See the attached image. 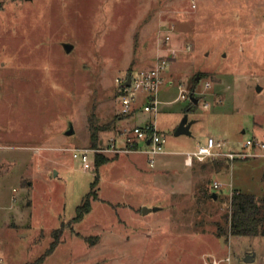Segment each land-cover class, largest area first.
<instances>
[{"label":"rangeland","instance_id":"rangeland-1","mask_svg":"<svg viewBox=\"0 0 264 264\" xmlns=\"http://www.w3.org/2000/svg\"><path fill=\"white\" fill-rule=\"evenodd\" d=\"M161 55L156 116L142 94L118 118L116 78ZM184 114L190 133L176 135ZM127 121L163 133L153 166L150 154L96 150L84 170L72 149H98L93 129L106 139ZM208 135L236 151L264 141V0H0V264H264V235L219 229L234 189L264 194V156L193 162ZM212 180L215 199L199 189Z\"/></svg>","mask_w":264,"mask_h":264},{"label":"built area","instance_id":"built-area-1","mask_svg":"<svg viewBox=\"0 0 264 264\" xmlns=\"http://www.w3.org/2000/svg\"><path fill=\"white\" fill-rule=\"evenodd\" d=\"M166 40L169 36L165 37ZM168 42V41H167ZM171 54L175 53V49L169 48ZM168 55H161L157 60L149 67H143L137 69L135 72L131 71V79L129 84H125L127 73L116 78V84L119 90V100L121 103L120 111L122 114L131 113L136 103L139 100V95H145V103L143 104V110L151 112L154 117L158 111L159 99L157 97L160 86L166 80L165 69L170 61ZM206 86L209 83H205ZM180 96L185 97V89L180 86ZM120 133L125 137L126 147H116L114 140L111 139L106 146L100 145L98 149L91 148H74L73 156L79 157L82 162L84 170L91 166L89 161V153L94 151L108 152L112 151L117 153L119 151L135 149V143L137 140H147L145 146L140 150L145 151L152 157L149 158L150 165L154 164V155L163 151L164 136L156 126L155 121H146L143 124H136L132 126H123ZM197 160H204L210 156H228L233 159L236 157H249V156H264V141L248 138L243 144V148L240 150H232L225 147V141L216 139L213 136H206L204 141L197 144L196 149L192 152ZM221 186V182L214 180L213 187L215 189ZM225 260L228 263L231 260L229 254L224 259H217L211 257V259H205L203 264H221V261Z\"/></svg>","mask_w":264,"mask_h":264},{"label":"trees","instance_id":"trees-1","mask_svg":"<svg viewBox=\"0 0 264 264\" xmlns=\"http://www.w3.org/2000/svg\"><path fill=\"white\" fill-rule=\"evenodd\" d=\"M129 71H133L130 69ZM197 82V80H196ZM194 95V93L192 92ZM196 97V96H195ZM198 99V97H196ZM191 105H195V102L191 100ZM191 107V106H190ZM189 107V108H190ZM98 132L96 130L91 131L90 140L92 145L100 146V139L98 140ZM108 157L105 154H95L94 164L98 167L100 164L108 161ZM235 159V158H233ZM233 159L228 156H210L204 160H197V162H212L213 165L221 166L223 162L229 164ZM264 178V172H263ZM213 180L208 186L200 187L201 193L209 198L215 199L218 197L217 190L213 187ZM95 182L92 184V189H94ZM213 193L216 197H213ZM91 191H89L80 205L77 206L76 218L80 219L83 217L84 213L89 211L91 208ZM225 222L224 227L219 225V229L224 233H229L230 235H264V194L257 196L254 193L244 192L241 190L234 189L229 196V207L228 210L223 215ZM54 243L48 247L45 254L50 253L53 250ZM44 254V255H45ZM42 259L40 257L38 260ZM25 264H32L28 262Z\"/></svg>","mask_w":264,"mask_h":264},{"label":"water","instance_id":"water-1","mask_svg":"<svg viewBox=\"0 0 264 264\" xmlns=\"http://www.w3.org/2000/svg\"><path fill=\"white\" fill-rule=\"evenodd\" d=\"M62 45H63V47H64L66 52H68L71 49V47L73 46L72 43L67 42V41L63 42ZM196 78H198V76ZM130 79H131V71H128L127 72V76H126V80H125V84H129L130 83ZM257 89L260 90L261 87L258 86ZM190 98L195 103L198 101V99L192 93L190 94ZM190 125H191V122L188 120V115L184 114V116L180 120L179 124L175 128L174 133L176 135L181 134V133H187L188 134V133H190ZM72 132H73V127H72V124H70L68 130L65 133L66 134H71ZM213 197L214 198L216 197L215 193H213ZM158 208H159L158 206H153V207L143 206L142 211H143V213H147V212H149L152 209H158ZM222 239H223V237H221V240ZM252 259H253V254L252 253H248L244 257V260H246V261H251Z\"/></svg>","mask_w":264,"mask_h":264},{"label":"crops","instance_id":"crops-1","mask_svg":"<svg viewBox=\"0 0 264 264\" xmlns=\"http://www.w3.org/2000/svg\"><path fill=\"white\" fill-rule=\"evenodd\" d=\"M141 95L142 94H140L139 95V99L141 98ZM139 101V100H138ZM137 104V103H136ZM139 109V107H136L135 106V108H134V110L131 112V113H129V114H122L121 113V111H120V109H119V114H118V118H122L123 116H125L126 118H127V120L129 119V118H131V116H133L134 115V113L137 111ZM122 120V119H121ZM128 123H126V124H124L123 126H132V125H136L137 123H131V122H129V121H127ZM130 123V124H129ZM122 126V127H123ZM121 127V128H122ZM121 128L120 129H118V132H114V133H112V134H110V135H108L107 137H106V139H100V145H103V142L104 143H108L111 139H113L114 140V143H115V145H116V147H118V148H125L126 147V142H125V137L120 133V131H121ZM117 133H119V135H121V136H118V134ZM147 142V140H145V141H143V140H137L136 141V143H135V149H130V150H124L123 152H134V153H136V152H141V153H146L145 151H142V150H140L141 148H143L144 146H145V143ZM119 152H121V151H119ZM118 152V153H119ZM105 154V153H104ZM146 154H148V153H146ZM93 155V154H92ZM190 155H192L193 156V162L194 161H196V158L194 157V155L192 154V152H191V154ZM93 157H95V154L93 155ZM148 160H149V158H148ZM106 162H108V161H106ZM106 162H104V163H106ZM193 162H190V165H192V163ZM104 163H102V164H104ZM102 164H100V165H102ZM150 166H153V165H150Z\"/></svg>","mask_w":264,"mask_h":264}]
</instances>
